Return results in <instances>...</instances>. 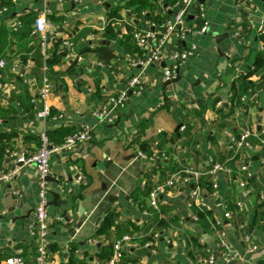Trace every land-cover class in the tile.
Instances as JSON below:
<instances>
[{
    "label": "crops",
    "instance_id": "0c3cea01",
    "mask_svg": "<svg viewBox=\"0 0 264 264\" xmlns=\"http://www.w3.org/2000/svg\"><path fill=\"white\" fill-rule=\"evenodd\" d=\"M11 1L10 7L0 9V60L4 61L0 67V108L5 110L0 117V132H16L6 148L35 150L39 133L58 128L72 131L81 124H87L93 135L87 144L57 150L50 156L46 178L48 264H65L70 243L77 245L78 261L102 263L97 253L104 237L95 232L112 208L118 212L112 241L123 235L131 237L122 246L118 264H253L264 258V229L260 220L253 222L252 192L245 194L238 180L231 183L232 169L239 174L244 165L264 194V145L237 148L233 142L235 134L258 130L264 115V93L256 85L263 78L252 75L242 82L249 88L232 109L228 100L231 81L253 66L262 48L257 36L264 35V0H196L204 8L207 31L187 35L181 41L183 45H194L196 51L180 68V79L164 90L165 63L130 67L126 58L130 53L124 44L127 48L137 46L133 37L131 45L124 38L135 29L162 31L163 22L157 23L152 15H160L163 21L171 17L174 1H157L151 11H142L139 16L133 9H120L110 40L102 37L107 11L124 0ZM44 7L49 10L50 24L46 53H50L56 39L72 41L71 46L65 47L62 63L52 67L57 73L50 74L52 92L48 103L53 113L62 115L54 122L35 118L30 102L40 86L42 67L39 75L33 71L34 62L27 49L38 41L32 34L33 22ZM187 11V23L198 25L196 6ZM84 29L89 30L88 34L74 39ZM177 42L169 34L164 46L174 47ZM101 45L115 56L110 64L97 61L93 48ZM154 45L155 41H150L145 49L150 51ZM25 56L30 60L26 82L19 76ZM133 75L140 79V94L131 92L124 105L111 108L108 97ZM103 104L108 107L106 117L96 114ZM160 138L158 152L154 146ZM143 142L152 147V154L163 152L166 158L149 162L138 156ZM213 158L215 163L231 168L229 173L216 174V191L206 194L213 217L221 220L218 230L225 231L226 247L217 242V230L211 226L204 230L192 220V210L187 206L191 185L178 183L164 191L158 209H152L147 202L149 190L169 173L194 168L203 175L205 168L214 163ZM12 165L3 153L0 169ZM17 165L13 179L0 182V264L14 253L27 261L35 253L37 172L33 164ZM78 175L82 177L80 182L76 181ZM229 189L244 204L238 219L223 215ZM157 220L161 224L155 225ZM240 222L257 245L253 253L245 252ZM189 234L197 237L199 243H206L212 263L201 262L210 255L205 256L203 249L188 241ZM145 237L151 238L142 243ZM227 248L237 251L239 258L225 262L223 253Z\"/></svg>",
    "mask_w": 264,
    "mask_h": 264
},
{
    "label": "built area",
    "instance_id": "2783aa9c",
    "mask_svg": "<svg viewBox=\"0 0 264 264\" xmlns=\"http://www.w3.org/2000/svg\"><path fill=\"white\" fill-rule=\"evenodd\" d=\"M58 1V0H55ZM77 1V0H74ZM79 1V0H78ZM196 6V17L198 19V25H189L186 21L188 9L190 6ZM173 14L171 17L166 18L163 23L162 31H155L149 29H135L132 32V37L136 42L137 51L133 54L127 55V63L130 67L139 68L148 66L150 64L165 63L162 67V76L164 80L174 78L180 68L186 63V61L193 56L196 51L194 45H183L181 41L190 34H202L207 31V25L204 21V8L202 4L197 3L196 0H174L172 4ZM49 10L44 7L40 10L33 22L32 34L38 37L40 44V50L43 51V58H46L49 53H46L48 37L47 28L49 27V21L47 15ZM15 29V26H14ZM169 34H173L178 40L174 47H165V39ZM150 41H155L154 47L148 51L145 49L146 45ZM72 45V41L69 39H63L62 46L69 47ZM167 63V64H166ZM4 65V61L0 60V67ZM42 76L40 86L30 97L32 104L33 115L35 118L43 121L54 122L62 117L61 114L53 113L49 106L48 100L52 92V84L50 75L48 74V66L42 64ZM19 76L26 82L25 73L30 67V60L27 59L21 63ZM142 85L137 75L131 76L125 83V85L114 92L108 97V103L111 108H118L125 104L128 96L131 92L140 94ZM108 113L107 105L103 104L99 111L96 113L101 117H106ZM254 134L259 137L260 143L264 145V115L262 116L256 133L252 129H246L242 131L238 138H233V142L237 148L239 147H251L248 144L247 139L250 135ZM93 138L90 128L87 124H81L76 129L72 130L65 135L64 139L60 143H54L50 141L45 132L39 133V146L35 150L26 149H11L6 148L4 156L13 163L5 169H0V182H9L18 171V165L33 164L38 177V197L39 202L35 206L34 215V247L35 253L33 257L27 261L21 254L14 253L5 258L3 264H48V247L49 240L48 234L50 232L49 223L47 221L46 213V202H47V187L46 178L50 173V156L57 150L68 149L78 145H84L89 143ZM137 155L141 158L148 160L149 162L156 161L159 159H165L166 155L161 152L157 154L146 155L142 151L138 150ZM212 167L207 172L211 174L216 191L217 184L215 177L220 172H231L228 166L212 163ZM240 173H244L247 177L251 174L247 171L246 166L241 165L239 169ZM201 172L194 168H181L168 174V176L160 183L155 184L148 192L147 202L152 209H158V201L160 195L174 187L176 184L181 183L184 185H191L189 193V199L187 206L192 210L191 218L193 221H197V215L193 211V208L199 210H211L212 204L207 200L206 196L203 195V190L199 184ZM82 179L81 175L76 177V181L80 182ZM238 186L243 189L245 194L252 192V186L247 183V180L242 177H238ZM16 194L17 192L14 191ZM215 193V192H214ZM213 193V194H214ZM259 199L264 201V194H259ZM237 212H244V204L238 198L235 200ZM226 218L231 217L230 211H224L223 214ZM221 220L214 218L210 221L211 228L217 230L218 243L225 246V231L218 230ZM240 228L243 230L242 243L246 253H253L256 250L257 245L252 242L251 235L245 230L244 224L240 222ZM131 239L130 235H123L116 239L112 245L111 255L102 263L95 264H118L122 258V246L124 243ZM202 241V240H201ZM149 243H146L148 245ZM239 258V253L235 250L227 248L223 253V259L225 262L235 260ZM203 263H212L213 256L210 255L208 258L201 260ZM155 264H177L173 261H160Z\"/></svg>",
    "mask_w": 264,
    "mask_h": 264
},
{
    "label": "trees",
    "instance_id": "16d2710c",
    "mask_svg": "<svg viewBox=\"0 0 264 264\" xmlns=\"http://www.w3.org/2000/svg\"><path fill=\"white\" fill-rule=\"evenodd\" d=\"M157 1L173 2L174 0H124L120 6L109 9L107 11L105 23L103 26L102 37L106 40H110L114 36L115 27L113 26V22L119 19L120 9H133L136 11V15L139 16V14L142 11H151L153 4L157 3ZM11 4H12L11 0H0V9L5 8V7H10ZM152 16H153V19L157 23L163 22V18L160 15L153 14ZM83 31L84 32L80 31L77 35L75 34L74 39H77L81 35L85 36L86 33L88 34L89 32L88 29H84ZM28 35H29V31L25 32V36L27 37ZM257 38L258 40L262 41V48L259 50L257 54L255 63L253 64L251 68L246 70L245 73L239 74L238 76H236L230 83L228 100L230 102L231 109L235 105H238L240 103L242 96L246 94L249 88L248 84H243L242 82H245L246 80H248L252 75H258L259 78H264V35L260 33L257 36ZM124 39H126V41H128L130 45L132 44L131 34L127 35L126 38ZM62 42H63V39L54 40L50 47V53L48 54L46 58H43V55L40 50L39 41L37 42L35 41V43L30 48L27 49V52L30 54L29 57L34 62L33 71L37 75L40 74V70H41V67L43 66L42 65L43 63L48 66L49 75L50 74L53 75L57 73V72L54 73L52 67L54 65L61 64L64 56L66 55V48L62 46ZM124 46H125L126 51H128V53L130 54H132L133 52L137 50L136 47L133 48L131 46V48H127V45L125 44ZM93 51L97 55V61L101 63L110 64L111 60L115 58L114 54L111 51L107 50L104 45L94 47ZM27 58L28 57L25 56L23 60H26ZM263 93H264V88H263ZM4 112L5 110L3 108H0V117L3 116ZM144 125L145 123L141 124V129H143ZM69 132H71V130L58 128V129H52V130L46 131L47 133L46 135L50 141L54 143H60L64 139L65 135L68 134ZM15 135H16V132H14L13 130L0 132V160L2 158V155L5 151V148L8 142ZM234 137L238 138L239 134H235ZM249 138L247 139V142L249 145L253 146L256 144H260L259 137H256L254 135V136H250ZM161 141L162 139L160 138V140L154 146V148L158 152H160L159 149H160ZM139 147H140V150L146 155H150L153 153L152 147H150V145L146 142L141 143ZM213 162L215 163L214 158H213ZM218 164H223V163H218ZM263 165H264V161H263ZM211 167L212 165L209 164V166L205 168L206 173L201 175L199 179V184L203 190L204 196H206V194H212L215 190V188L213 187L214 180L212 179L211 174L207 173V171L211 169ZM230 167L232 166L230 165ZM234 171L235 170L232 169L231 183L236 182L238 180V177H242V178H245L247 180V183L253 187L252 196H253V199L255 200V211H254L253 222L255 223L258 220H260L261 227L262 229H264V201L259 199L260 192H259V189L257 188L254 177L252 175L247 177L244 173L239 172L238 174V172L235 173ZM235 200H236L235 193L231 189H229L228 193L226 194L225 201H224V210L230 211L231 214L234 216V218L238 219L239 217H241L240 216L241 213L237 212ZM193 209H194L193 211L197 215V218H198L197 221L199 225L202 226L204 230H209L211 226L210 221L214 220L215 218L213 217L211 210H199L197 208H193ZM117 215H118V212L114 208L109 209L96 229L95 235H102L104 237V244L100 246L99 251L97 253V257L101 261H105L112 253V245L114 242L112 241L113 240L112 236L116 230L115 220H116ZM154 224L158 225L161 223L157 220L155 221ZM150 238L151 237L149 238L145 237L142 240V243L146 242ZM187 239L188 241L190 240V242L194 246H196V248L203 249L205 251L204 252L205 256L210 255L209 252L205 250L207 249L206 243L204 242L202 244L199 243L198 238L191 234L187 236ZM76 248H77V245H75L74 243H70L68 245V248H67L68 255H67L65 264H85V263L78 261V258L75 255ZM253 264H264V258L256 260Z\"/></svg>",
    "mask_w": 264,
    "mask_h": 264
},
{
    "label": "water",
    "instance_id": "95a60500",
    "mask_svg": "<svg viewBox=\"0 0 264 264\" xmlns=\"http://www.w3.org/2000/svg\"><path fill=\"white\" fill-rule=\"evenodd\" d=\"M200 2H202L203 0H199ZM180 79V77H179V75L177 74L174 78H172V79H169V80H165L164 82H163V84H162V89L164 90V89H166V87L169 85V84H171V83H174V82H176V81H178ZM264 88V78L256 85V89L257 90H261V89H263ZM258 128V127H257ZM56 195V194H55ZM55 198H56V196H55ZM60 202H62V201H60ZM98 221H99V219H98Z\"/></svg>",
    "mask_w": 264,
    "mask_h": 264
}]
</instances>
